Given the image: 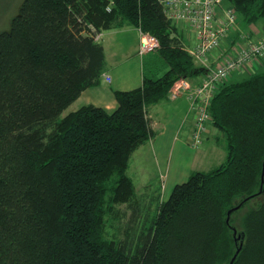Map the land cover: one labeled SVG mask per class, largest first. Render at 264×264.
Returning <instances> with one entry per match:
<instances>
[{
    "label": "trees",
    "instance_id": "obj_1",
    "mask_svg": "<svg viewBox=\"0 0 264 264\" xmlns=\"http://www.w3.org/2000/svg\"><path fill=\"white\" fill-rule=\"evenodd\" d=\"M223 3L247 23L264 19V0ZM126 25L158 39L147 53L156 65L140 86L113 91L114 109L61 115L100 81L94 33ZM199 72L160 0H23L0 32V264H228L240 240L231 264H264V202L241 230L230 222L264 190V70L223 82L211 98L224 161L191 172L166 198L135 201L129 160L155 135L147 106ZM122 203L129 213L115 209Z\"/></svg>",
    "mask_w": 264,
    "mask_h": 264
},
{
    "label": "crops",
    "instance_id": "obj_2",
    "mask_svg": "<svg viewBox=\"0 0 264 264\" xmlns=\"http://www.w3.org/2000/svg\"><path fill=\"white\" fill-rule=\"evenodd\" d=\"M259 20L264 19L261 18L254 22H248V25H251V28H249L248 30H244L240 26L238 18L237 26L234 28V30L229 31V33L226 34L224 39L221 40L218 49H214L209 53L208 57L211 61L209 66L214 67L219 62V60L225 56V54H230L234 52L231 41L241 42L237 38V33L239 31L247 33L252 40L257 41L261 39L264 36V22L259 23ZM175 23L179 29L184 49L189 51V49L194 47L196 44V36L195 34H193V31L189 28L186 23ZM123 27L115 28L113 30L118 29V32H122L121 29H123ZM135 28L138 33V28ZM185 30H189L188 32L190 36H192V45H189L187 43L190 40L184 38ZM109 32H112V29H109ZM102 36L103 34L101 33L100 41L102 39ZM119 38V40L121 41V36ZM101 43L104 47L105 65L101 72L99 83L93 86H89L82 90L79 96L75 99H79V103H77L76 105H72L75 102V100H73L65 108L67 109V111L63 113V115L70 111H74L85 104H92L95 106L103 107L109 111L114 109L117 105V102L115 100L113 91L127 90L140 86L142 82L143 73L145 72V65H147V67H153L156 65L154 63H151V65L147 63L148 55H140L138 52V55L140 57L138 58L137 55L133 56V58L137 59L135 60V63H133V67L129 65L130 63H127L126 65L122 66V69L116 70L115 65L117 64L110 63L106 56L107 51L110 50L108 48V46H110L108 44V41L105 44H103L104 42ZM134 48H136V45L134 46ZM144 56H146L145 59ZM129 59L130 58L126 59L125 62H128ZM255 62L256 63L254 64L252 62L248 63L249 68L255 67L257 62H261L264 64V57L255 60ZM157 64L160 66L159 63ZM194 64L197 68L201 69V72L196 75H193L192 77H184L188 82H190L191 85L198 84L203 79L204 75L208 70L207 68H204L203 70L201 64L195 59ZM231 77H229L228 79H230ZM191 110V101L184 93L177 97H171L168 94L166 98H162L157 102H154L147 106L146 114L149 117L152 129L155 130V135L146 140L143 144H141L137 149L133 151L132 154H135L134 156H138V161L142 158L144 159V156L147 155V152L151 154L153 167L149 170L143 169L141 171H138L136 168L135 170L140 176L142 175V173L145 174L148 171H152L155 177L158 176L160 184L159 187H161L160 192L162 194V187L164 185L163 180L167 177L166 172L168 166L171 163L170 158L174 151L177 152L176 155H178L179 157V163L174 168L175 172L173 173V177H171V182L173 183L174 181H178L176 180V177H180L182 175L188 177L189 174L195 170H206V168L203 169L200 166L205 164V162L196 161L198 159H202L197 158V152L199 154H205V156L208 155V158H212L211 160L217 161V163L215 164H210L211 166H209V168L213 165H218L219 163L224 161L226 157L224 137L220 130L215 128L211 123H209L208 125V131L205 134L203 143L197 148L190 146L195 150L198 149L197 151H194V153H196L195 157H190L189 153L186 151V146H189L187 141L188 139H190V135L194 125V114L190 113ZM132 168H134V166ZM144 177H148V174H145Z\"/></svg>",
    "mask_w": 264,
    "mask_h": 264
},
{
    "label": "built area",
    "instance_id": "obj_3",
    "mask_svg": "<svg viewBox=\"0 0 264 264\" xmlns=\"http://www.w3.org/2000/svg\"><path fill=\"white\" fill-rule=\"evenodd\" d=\"M168 18L175 22H184L195 32L196 44L189 53L207 72L203 79L191 85L184 77L178 78L168 94L177 97L185 94L191 101L194 111V125L187 143L199 147L211 123L209 104L219 85L228 79L232 72L242 69L246 64L264 57V36L255 41L247 33L239 31L231 44L234 52L225 54L214 66L210 67L209 53L218 49L221 40L237 26L235 10L225 5L223 0H160ZM138 28L140 55L155 51L159 47L158 39L149 32ZM101 33L95 32L94 38L100 39Z\"/></svg>",
    "mask_w": 264,
    "mask_h": 264
},
{
    "label": "rangeland",
    "instance_id": "obj_4",
    "mask_svg": "<svg viewBox=\"0 0 264 264\" xmlns=\"http://www.w3.org/2000/svg\"><path fill=\"white\" fill-rule=\"evenodd\" d=\"M22 1L23 0H0V32L3 30L9 29L11 19L18 12ZM225 5H228V4H225ZM235 15H236L237 19L239 18L240 26L244 30H248L249 28H251V25H248L249 23L243 21L237 13H235ZM258 22L261 23V22H264V20H259ZM113 29H115V28H113ZM113 29H112V32H109V30L101 31V33L103 34L101 42H104L103 44H105L108 41V44L110 45V46H108V48L110 50H108L107 54H106L107 59L109 60L110 63L117 64V65H115L116 70L122 69V66L126 65L127 63H130L129 65L131 67H133V63H135V60H137L136 58H133V56L137 55L138 58L140 57L138 55V45H137L138 44V33H137L135 26L126 25L123 27V29H121L122 32H118L119 31L118 29L117 30H113ZM188 31L185 30L184 38L187 40H190L191 42L188 41L187 43L189 45H192L193 39H192V36H190ZM193 34H195L194 31H193ZM120 36H121V41L119 40ZM135 42H136V44H135ZM135 45H136V48H134ZM128 58H130L129 61L125 62L126 59H128ZM145 58H146V56H144V59ZM149 58L151 60H154L156 63L160 64V71H159L160 73H162L163 70L166 69V65H164L160 59L158 60L157 56H151ZM252 63L254 64L256 62L253 61ZM147 69H148V67H147V65H145V71H147ZM261 70H264V64L261 62H257L256 66L253 68H249L248 64H246L242 69L232 72L231 73L232 77H231V75L228 76L231 78L226 79L225 82L242 80V79L246 78L247 76H249L250 74H252L256 71H261ZM79 101H80L79 99L75 100L74 104H72V105H76L77 103H79ZM66 111H67V109H64L62 111L61 115H63V113H65ZM190 113L194 114V111L191 110ZM146 148H148V147H146ZM197 150L198 149L195 150L194 148H191L188 145L186 146V151L189 153L190 157H195L196 153H194V151H197ZM176 153H177L176 151H174L172 153V156L170 158L171 163L168 166V169L166 172L167 177L164 178V180H163L164 185L162 187V192H163L162 198H166L169 195L174 184H176L178 182H182V181L187 179V176L182 175L180 177H176L177 178L176 180H178V181H174V183L171 182V177H173V173L175 172L174 168L179 163V157H178V155H176ZM134 155L132 154V156L129 160L128 173L133 178L134 186L136 188L135 201L139 205L145 206L148 203L150 196L152 194H155L158 191H160L161 187H159L160 184H159L158 176L155 177L154 174L152 173V171H148L147 173H145V174H148V177L145 178L144 173H142V175L140 176V175H138V172H136V170H135V168L138 171L139 170L141 171L143 169H145V170L151 169L153 167L151 154L147 152V155L144 156V159L142 158L139 161H138V156H134ZM197 158H202V159L201 160L198 159L196 161L205 162V164L200 165L201 168H203V169H205V168L207 169L212 164L217 163V161L211 160L212 158H208V155L205 156V154H199L198 152H197ZM211 162H213V163H211ZM171 164H172V166H171ZM133 166H134V168H132ZM213 166H215V165H213ZM146 183H149L148 184L149 186L145 185ZM262 202H264V190L261 193H259L255 196L251 197L250 199H248L239 209L235 210L232 213V215H231L232 221H230L231 224H233L237 228V230H241L243 227L242 226V218H243L245 212L247 210H249L250 208L257 207ZM151 208H150V210H151ZM115 209H117L118 211L124 210V211H127V213H129L128 207L126 206L125 203L116 204ZM126 218H127V214L124 218H122V221H125ZM107 232H108V236L117 235L116 225H113V226L108 225Z\"/></svg>",
    "mask_w": 264,
    "mask_h": 264
},
{
    "label": "water",
    "instance_id": "obj_5",
    "mask_svg": "<svg viewBox=\"0 0 264 264\" xmlns=\"http://www.w3.org/2000/svg\"><path fill=\"white\" fill-rule=\"evenodd\" d=\"M263 166H264V162H263ZM262 175H263V173H262ZM238 207H239V205L235 206V207L232 208V209H236V208H238ZM232 209H231V210H232ZM231 210H229V211L227 212V215H228V216H229V213H230ZM227 220H228V218H227ZM233 235H234L235 237H236V236H237V237H240V236H241V233H237L236 229L233 227ZM241 244H242V240H240L239 246L237 247L235 253H234L233 256L231 257V259H230V261H229L228 264H231V263H232V261H233V259L235 258L237 252L239 251V248H240Z\"/></svg>",
    "mask_w": 264,
    "mask_h": 264
}]
</instances>
